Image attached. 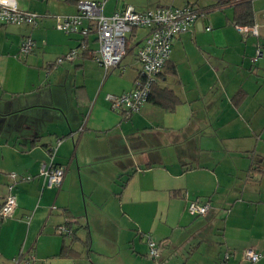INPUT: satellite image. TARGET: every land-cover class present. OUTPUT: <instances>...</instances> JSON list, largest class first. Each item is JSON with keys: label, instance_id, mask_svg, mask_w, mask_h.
<instances>
[{"label": "crops", "instance_id": "obj_1", "mask_svg": "<svg viewBox=\"0 0 264 264\" xmlns=\"http://www.w3.org/2000/svg\"><path fill=\"white\" fill-rule=\"evenodd\" d=\"M77 1L49 0L40 13L18 6L35 25L0 24V207L16 199L0 220V264L20 254L30 264H249L245 250L264 264V57L253 62L264 51V0H248L257 37L237 31L236 0H114L106 16L126 5L204 12L155 78L179 103L168 111L147 101L129 116L105 97L133 88L146 30L132 31L136 43L105 76L94 32L55 28ZM25 38L34 49L19 59ZM82 39L73 61L56 63ZM56 142L52 162L65 175L47 188L39 170ZM193 200L209 203L205 216L188 214ZM62 224L71 236L57 233Z\"/></svg>", "mask_w": 264, "mask_h": 264}, {"label": "built area", "instance_id": "obj_2", "mask_svg": "<svg viewBox=\"0 0 264 264\" xmlns=\"http://www.w3.org/2000/svg\"><path fill=\"white\" fill-rule=\"evenodd\" d=\"M107 0H78L76 2V13L69 16L56 18L55 28L66 34H79L86 38L94 32L98 48L94 55V61L103 70L104 75L118 68L126 56V36L135 29H145L146 34L140 47L136 52V59L140 64V71L133 83V88L120 95H106L105 99L110 102L113 110L122 112L129 116L138 113L147 102L155 78L161 73L169 59L173 40L180 34L186 32L203 15L204 12L190 6L183 7H158L144 11H137L133 6L126 5L120 10L114 11L109 16L104 15L103 9ZM248 1V0H236ZM38 16L19 9L16 0H0V24L2 25H35ZM237 31L242 34L258 36L257 26H237ZM206 30H209L207 28ZM34 49V42L25 38L20 45V54L28 55ZM85 49V42L82 39L79 47L70 50L62 59L56 61L60 64L62 60L73 61L80 50ZM264 57L261 47L255 49L253 62ZM58 142L50 147L48 155L49 163H43L39 175L43 178L47 188H60L65 169L53 164ZM15 175L11 174L14 180ZM25 177L24 180H29ZM12 189V186H9ZM16 207V199L9 194L0 207V220L10 217ZM55 209L54 206L51 210ZM208 202L190 201L187 205V212L190 216L201 217L207 214ZM57 233L71 236L72 230L66 225L57 226ZM146 240L148 256L151 259L159 258V247L154 239L144 236ZM262 255L252 250H245L242 258L249 264H254L261 259ZM228 254H225V259ZM31 256L20 254L12 260V264H30Z\"/></svg>", "mask_w": 264, "mask_h": 264}, {"label": "trees", "instance_id": "obj_3", "mask_svg": "<svg viewBox=\"0 0 264 264\" xmlns=\"http://www.w3.org/2000/svg\"><path fill=\"white\" fill-rule=\"evenodd\" d=\"M234 19L236 26H253V12L249 1H240L234 5ZM147 101L168 111H172L179 103L171 91L165 88L160 89L155 83L151 87ZM59 255H64V252Z\"/></svg>", "mask_w": 264, "mask_h": 264}, {"label": "rangeland", "instance_id": "obj_4", "mask_svg": "<svg viewBox=\"0 0 264 264\" xmlns=\"http://www.w3.org/2000/svg\"><path fill=\"white\" fill-rule=\"evenodd\" d=\"M49 0H16L18 6L27 8L30 12L40 13L45 9L46 3ZM114 5V0H108L105 5L104 9V15H107L110 13L112 7ZM148 8V7H146ZM150 8V7H149ZM214 11L218 12V9H215ZM133 32L128 33L126 36V48L129 50L135 43L136 39H134V36L132 35ZM261 47V46H260ZM263 49V47H261ZM19 59H22L23 56L21 54H17Z\"/></svg>", "mask_w": 264, "mask_h": 264}]
</instances>
